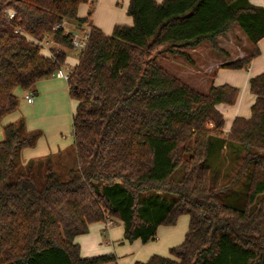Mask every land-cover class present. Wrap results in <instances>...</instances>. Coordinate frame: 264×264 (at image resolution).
Listing matches in <instances>:
<instances>
[{"label":"trees","instance_id":"16d2710c","mask_svg":"<svg viewBox=\"0 0 264 264\" xmlns=\"http://www.w3.org/2000/svg\"><path fill=\"white\" fill-rule=\"evenodd\" d=\"M88 1L0 0V119L17 108V87L30 88L63 66L70 33L53 26H90L66 80L76 100L69 177L61 179L47 155L26 162L48 164L40 187L30 170L12 179L15 155L40 132L27 133L22 119L2 127L0 264H105L115 256L83 257L74 240L90 223L117 218L125 240L145 243L181 214L187 229L169 256L133 264H264V72L248 79L249 116H235L225 132L216 106L234 103L238 88L222 83L200 91L157 63L162 54L188 59L186 50L203 41L219 48L217 36L236 25L252 48L221 66L247 67L264 36V7L249 0H128L132 23L105 34L89 22L92 6L77 16ZM47 37L60 46L50 55L37 43ZM213 144L245 149L242 207L213 200L206 163ZM179 166L182 174L173 178Z\"/></svg>","mask_w":264,"mask_h":264},{"label":"crops","instance_id":"0c3cea01","mask_svg":"<svg viewBox=\"0 0 264 264\" xmlns=\"http://www.w3.org/2000/svg\"><path fill=\"white\" fill-rule=\"evenodd\" d=\"M249 1L252 4L264 7V0ZM127 4L128 0H90L88 2H82L78 5L77 16L86 17L90 7L93 6L92 13L89 16L90 24L99 28L103 33L109 34V32L111 33L112 28L115 24L130 25L132 23L131 17L126 13ZM87 24V22H74L71 24L72 29L66 28V31H73L77 27L83 28L87 26ZM226 32L228 33V31ZM221 36L222 34H219L217 36V39H219ZM242 36H244L243 33L241 37ZM246 41L248 42L247 46L251 50V43H249L247 39ZM246 41H243V44H245ZM256 45L258 47V54L251 59L249 65L246 68L247 73L245 78L247 79L243 84V90L238 94L237 100L235 101V103H233L234 106H228L226 108V111L228 109L226 117L229 118L226 119L225 124L223 125V130L225 132L229 130L231 121L235 116L247 117L250 114V106L254 100V95L251 92V94L246 93V88L248 87V79L250 76L264 72V36L258 40ZM218 46L223 49V47H221L220 45V41L218 43ZM199 47L200 45L195 48L189 49V51L187 52L189 53L190 51H196ZM50 49V47H48V49L41 48V52L44 55H50ZM56 49H60V46L57 45ZM244 51L241 50L239 54L231 58L227 57L226 59L222 60L220 57L209 55L207 57L210 62L209 67H206L205 69H211L213 72L214 68L212 65H218L235 58H240L250 52L249 50L248 53ZM77 62V55L75 58H73L66 54L64 67L71 70ZM182 72L193 75L196 70L185 67V70H182ZM218 73L220 75V71L217 72V77ZM235 78L239 82L242 79V76L238 75ZM225 80L226 75H223V77H220L219 83L222 84V82ZM30 89L34 92V100L31 103H28L23 99L22 93L25 89L19 87L15 89V93L20 101L15 110L3 115L2 118H4V121L0 129L2 130V127L7 123L17 122L18 120L22 119L24 121L26 131H40V134L37 136L35 142L32 145L24 146L21 148L20 152L22 155V160L27 162L31 159H42L47 155H51L52 161L54 160L53 165L60 167V163L62 161L57 157L62 154L65 156V160L68 159V155L64 150L65 147L60 148L61 150L59 151H57L58 148L55 150L54 142L57 141L60 143V145H63L64 142L61 141L63 133L60 129H64V125L69 122L70 118L71 126L69 128V125H67L68 128L66 131L71 132V137H69V139H72L73 144L72 116L76 106V100L69 97L66 80L54 74L45 78L38 79L33 83ZM67 96L70 102V113L69 110H67L65 112L66 120L62 116V120L64 121H61L60 115L57 113V110L59 102L61 100L66 104ZM216 107L219 111L222 112V108L220 109L219 104ZM40 129H42L44 133H42ZM1 130L0 137L2 138ZM108 220H110L111 222L114 221L112 227H110L111 225L106 226V220L95 221L88 225L87 232L75 236L74 240L79 245V253L81 256L89 257L101 254H113L115 256L114 261H109L110 263L108 262L105 264H133L136 260L145 261L151 254L164 255V249H166L167 253L169 254V247L180 243L183 237V234H181V228L178 229L175 226V223L174 225H159L157 227L155 239L159 241V245H152L151 243H148L149 241L143 243L139 239L128 241L123 238L122 222L119 219L113 217H109ZM114 223L119 224L120 226L115 225L114 227ZM99 232L108 234V240L111 244V247L106 244L105 246L100 244Z\"/></svg>","mask_w":264,"mask_h":264},{"label":"rangeland","instance_id":"374dc122","mask_svg":"<svg viewBox=\"0 0 264 264\" xmlns=\"http://www.w3.org/2000/svg\"><path fill=\"white\" fill-rule=\"evenodd\" d=\"M72 23H74V21L66 20V28L72 29V25H71ZM241 35H242V32L238 29L236 25H234L231 29L228 30V33L227 32L223 33L222 36L219 39H217V44L220 41V45L221 47H223V49L220 48L219 46H218L219 48L215 49L210 45V43H208L207 41H203L200 44V47L196 51L189 52L188 59H186L185 57H181V56H173L171 54H162L161 56L157 58V63L162 65L170 73L178 76L180 79H182L183 81L187 82L189 85L197 88L200 91H206L212 83L220 84L219 83L220 77H223V75H226V80L223 81L222 83L232 84L233 86L237 87L238 94H239L242 92L243 84L246 82L245 80L247 79L245 78L246 73H247L246 71L247 67L244 66L240 68H229V67L221 66L222 63H220L218 65L216 64L212 65L214 68L213 72L211 69L206 70L205 68L209 67L210 62L207 58L209 55L220 57L222 60V59H226L227 57L231 58L239 54L241 50L242 51L245 50L248 53V50L250 51L249 47L247 46L248 42L246 41L244 36L241 37ZM47 40H49L50 48H57V45L53 43L50 37H48ZM243 41H246V43L243 44ZM42 49H48V48L43 47ZM64 50L66 54L69 55L70 57L75 58L76 55L78 56L79 51L74 49L73 47L67 48ZM186 51H189V49H187ZM185 67L192 69V70H196V72L193 75L189 73H184L182 72V70H185ZM218 71H220V75L218 73V77H217ZM238 75L242 76V79L239 82L235 78ZM246 93L251 94L248 87L246 88ZM22 96H23V93H22ZM66 99H67L66 104L63 103L62 100L59 102V106L57 110V113L60 115L61 121H64L62 120V116L66 120L65 112L67 110H69V113H70V105H69L70 102H69L68 96ZM236 100H237V97H236ZM219 105H220V109L222 108V112L224 116L223 117L224 118L223 125H224L226 119L229 118V117H226V113L228 111V109L226 111V108L228 106L232 107L234 106V104L233 103L232 104L220 103ZM3 121H4V118L0 119V128L3 124ZM67 125H69V128H70L71 126L70 118H69V122L64 125L63 127L64 129H60L61 132L63 133L62 138H61V141L64 142L63 145H60V143L57 141L54 142L55 150L58 148L57 151H59L61 150L60 148L65 147L64 150L66 151L68 155V159H65V160H64L65 158L64 155L61 154L58 157L55 155L58 159H61L62 161L60 163V167L53 165L54 160L52 161L53 169L55 170V173L61 179L68 178L69 175L71 174L70 170H73L76 167V160L74 157L72 139H69V137H71L70 135L71 132L66 131L68 128ZM40 130L42 133H44L42 129ZM26 132L29 133L32 131H26ZM227 145H223L221 146V148H219V145L213 144L210 148V151L207 157L206 163L210 167V171H209L210 187L214 191L213 200L223 201L235 207H242L244 195H245L246 187H247L248 176L246 172H239V168L241 165V157L245 153V149L243 146H240V145H230V144H227ZM47 167H48V164H46L45 162L43 163L42 161L41 162L35 161L30 166H28L26 164V161L22 160L21 152L18 151V153L14 157V168L12 171L11 178L13 179L18 174H22V173L25 174L28 172V170H30L37 186L40 187L45 180V169ZM181 174H182V167L179 166L173 172L172 177L178 179L181 176ZM172 197L174 198L175 196L172 194ZM187 221H188V216L186 214H181L178 216L176 224H175V226L178 229L181 228V234L183 235L187 229ZM113 222L114 221L111 222L110 227H112ZM115 225H119V224L114 223V227ZM99 238H100L99 242L101 245H104V246L105 244L109 246L111 245L109 243V240H108L109 237L107 233L104 234L103 232H99ZM148 243H151L152 245H155V244L159 245V241H157L156 239L150 240ZM164 252L165 253L163 256H169L166 249H164ZM107 253H110V252H107ZM113 261L114 260H111L110 262H113ZM108 262L109 261H107L106 263Z\"/></svg>","mask_w":264,"mask_h":264},{"label":"built area","instance_id":"2783aa9c","mask_svg":"<svg viewBox=\"0 0 264 264\" xmlns=\"http://www.w3.org/2000/svg\"><path fill=\"white\" fill-rule=\"evenodd\" d=\"M5 13L7 14V16L9 18H13L15 13L12 9H6ZM66 20H62L60 23H56L53 28H62L65 32H69L70 33V41H71V45L74 49L80 51L82 50L87 41H88V37H89V33H90V26L87 25L85 27H77L75 28V30L73 31H66ZM47 38H43L41 40H38L37 43L40 45L41 48L49 47V40H47ZM70 69L64 67V66H60L53 74L63 78L64 80L68 79V75H69ZM23 98L25 101H27L28 103L33 102L34 100V92L30 89L27 88L24 90L23 92ZM106 222V226L111 224V221L108 220V217L105 219Z\"/></svg>","mask_w":264,"mask_h":264}]
</instances>
